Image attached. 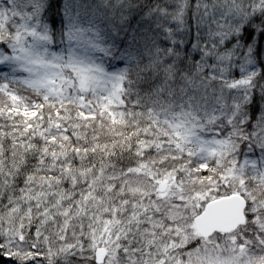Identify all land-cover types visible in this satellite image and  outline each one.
Segmentation results:
<instances>
[{"label":"snow or ice","instance_id":"obj_1","mask_svg":"<svg viewBox=\"0 0 264 264\" xmlns=\"http://www.w3.org/2000/svg\"><path fill=\"white\" fill-rule=\"evenodd\" d=\"M0 66V264H264V0H0Z\"/></svg>","mask_w":264,"mask_h":264},{"label":"rangeland","instance_id":"obj_2","mask_svg":"<svg viewBox=\"0 0 264 264\" xmlns=\"http://www.w3.org/2000/svg\"><path fill=\"white\" fill-rule=\"evenodd\" d=\"M0 68H3V66H0ZM3 71H8L6 68H3Z\"/></svg>","mask_w":264,"mask_h":264},{"label":"trees","instance_id":"obj_3","mask_svg":"<svg viewBox=\"0 0 264 264\" xmlns=\"http://www.w3.org/2000/svg\"><path fill=\"white\" fill-rule=\"evenodd\" d=\"M84 2L86 3V2H87V0H84ZM133 23H135V21H133ZM0 259H2V258H0Z\"/></svg>","mask_w":264,"mask_h":264}]
</instances>
